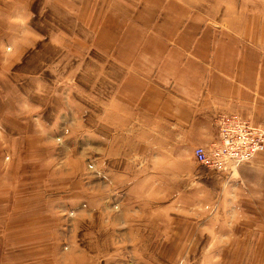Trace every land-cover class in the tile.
I'll use <instances>...</instances> for the list:
<instances>
[{
	"label": "rangeland",
	"instance_id": "1",
	"mask_svg": "<svg viewBox=\"0 0 264 264\" xmlns=\"http://www.w3.org/2000/svg\"><path fill=\"white\" fill-rule=\"evenodd\" d=\"M186 1L211 13L231 8L247 15L256 11L264 28V0ZM117 3L0 0V111L16 110L18 129L8 133L11 140L0 138V205L7 207L0 210L1 264H9V259L13 264H264V244L244 238L224 242L232 228L214 227V216L206 226L185 218V211L200 208L202 201L216 207L213 193L218 190H200L201 177L215 181L203 176L213 170L196 163L183 131L157 116L126 117L115 102L120 68L93 45L92 36L103 13ZM24 98L35 104L30 111ZM42 105L46 114L54 108L63 114L51 117L58 128L45 141L47 167L38 164L31 171L25 160L28 153L20 148L25 141L44 140L36 119ZM105 117L116 126L112 137L101 127ZM137 121L144 128H138ZM22 126L29 129L19 130ZM61 138L67 152L59 147ZM109 138L113 145L105 149ZM120 140L128 162L118 170L105 156L111 151L115 155L114 144ZM40 149L36 147L39 153ZM171 155L181 163H165ZM11 157L15 165L9 163ZM38 171L49 175L48 188L40 190L39 184L25 181H18V188L11 186L12 173ZM105 171L110 173L106 181ZM158 182L160 196L152 193ZM188 188L194 189L193 196L185 192ZM105 200L98 227H93L91 212ZM43 203L50 207L48 214L35 210ZM223 207L216 216L222 215ZM248 211L264 221V212L249 205ZM254 225L246 220L238 230L246 236Z\"/></svg>",
	"mask_w": 264,
	"mask_h": 264
},
{
	"label": "crops",
	"instance_id": "2",
	"mask_svg": "<svg viewBox=\"0 0 264 264\" xmlns=\"http://www.w3.org/2000/svg\"><path fill=\"white\" fill-rule=\"evenodd\" d=\"M225 12L202 11L186 0H118L117 6L103 13L93 33L92 43L120 68V95L115 102L125 113L123 115L157 116L171 121L177 130L183 131L186 148L192 151L195 146L208 147L218 141L213 119L217 112H238L264 125V28H261L260 14L249 11L247 15L232 8ZM24 99L26 109H32L35 104L30 99ZM8 109L0 111V138L11 140L9 136L12 134L8 133L18 131L17 111ZM54 109L46 114L47 110L43 108L36 118L44 140H39V143L25 141L23 145L21 141L19 144L16 142V151L22 145L20 150L28 153L25 160L31 171L38 164L47 167L49 163V145L45 141L47 135L52 134L55 127L58 128V123L56 126L51 124V117L63 114ZM108 120L105 117V123L99 125L104 127L106 136L112 137L110 131L116 126ZM127 123L125 119L124 126ZM137 123L138 128H144L142 121ZM28 129V126H22L19 130ZM111 142L109 138L105 149L112 147ZM58 144L62 151H68L63 138ZM114 145H117L115 155L111 151L105 157L109 165L115 163L119 170L128 158L123 156L122 140ZM36 147L41 148L40 153ZM8 160L13 165L17 161L14 157ZM165 163L175 165L181 160L171 155ZM98 174L95 176L99 177ZM104 174L106 181L110 173L105 171ZM11 176L14 188L22 185L18 181L30 183V186L39 184L40 190L49 185L46 172H14ZM203 176L215 179L209 182L201 177L199 184L204 187L201 191L217 188L218 191L213 193L217 206L210 207L207 200L200 201V208L191 206L190 199L187 202L191 207L185 211V218L199 220L206 226L210 224V217L214 216L215 220H219L214 227L232 228L233 234L230 232L229 236H223L224 242L244 238L255 245L264 244V221L258 222L259 219L248 211L249 205L259 214L264 212V151L231 170L223 173L205 171ZM160 185V182L154 185L153 195L160 196ZM193 191L188 188L185 192L193 196ZM105 203L106 200L95 205L91 212V226L98 227V218ZM223 205L221 217L216 216ZM47 206L48 203H43L35 210L48 214L50 207ZM6 209L0 205V210ZM246 220L255 225L254 230L250 229L245 236L238 229ZM1 259L3 257H0V264ZM10 261L9 264H13Z\"/></svg>",
	"mask_w": 264,
	"mask_h": 264
},
{
	"label": "built area",
	"instance_id": "3",
	"mask_svg": "<svg viewBox=\"0 0 264 264\" xmlns=\"http://www.w3.org/2000/svg\"><path fill=\"white\" fill-rule=\"evenodd\" d=\"M213 119L219 139L208 147L193 148V158L199 165L223 173L264 151V125L238 112H217Z\"/></svg>",
	"mask_w": 264,
	"mask_h": 264
}]
</instances>
